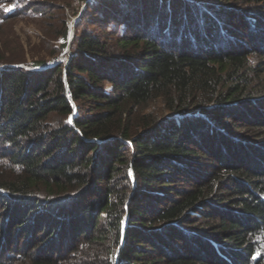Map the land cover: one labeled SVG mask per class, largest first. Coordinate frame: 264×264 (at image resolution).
Wrapping results in <instances>:
<instances>
[{"label":"trees","instance_id":"obj_1","mask_svg":"<svg viewBox=\"0 0 264 264\" xmlns=\"http://www.w3.org/2000/svg\"><path fill=\"white\" fill-rule=\"evenodd\" d=\"M81 2L0 17V264H264V0Z\"/></svg>","mask_w":264,"mask_h":264},{"label":"rangeland","instance_id":"obj_2","mask_svg":"<svg viewBox=\"0 0 264 264\" xmlns=\"http://www.w3.org/2000/svg\"><path fill=\"white\" fill-rule=\"evenodd\" d=\"M13 0H0V17L6 12L7 9L12 5ZM34 2V1H33ZM39 2V1H37ZM55 4L58 6H63L65 4L60 0H54ZM35 10L39 11L43 9V4L41 2L36 3ZM83 4L81 0H70L68 5L64 6L63 12L66 14V20L69 22L68 31L71 27L73 19L79 17L81 14V9ZM53 13V11H52ZM56 14H61V12L56 11ZM49 13L47 17L41 18L37 12H28L26 15H16L11 18H5L0 20V48L8 50L14 53H20L24 51L26 57L29 61L36 59L38 56H43L50 53L51 48L60 44L61 40L52 39L50 32L58 28V21L56 19H50ZM68 40V35H67ZM67 50V49H66ZM65 50V51H66ZM59 54V59H64L63 53ZM254 64L257 62L256 59H251ZM20 66L29 68L26 65L19 64ZM264 75V73H263ZM149 112L153 114L162 115L166 113L163 110L162 104L157 100L155 103L149 106Z\"/></svg>","mask_w":264,"mask_h":264},{"label":"water","instance_id":"obj_3","mask_svg":"<svg viewBox=\"0 0 264 264\" xmlns=\"http://www.w3.org/2000/svg\"><path fill=\"white\" fill-rule=\"evenodd\" d=\"M77 19H78V17H76L75 19H73L72 24H71V27L69 28V31H68V42L71 41L72 38H73V35H74V25H75ZM35 69H41V68H35ZM73 109H74V111H73V114H74V112H75L74 105H73ZM73 114H71L70 115V118H69V120H70L71 123H72V120H73ZM124 227H125V222H123L122 229H124Z\"/></svg>","mask_w":264,"mask_h":264}]
</instances>
